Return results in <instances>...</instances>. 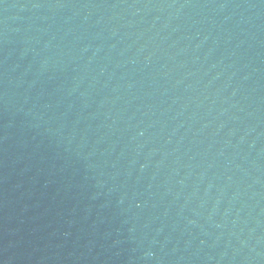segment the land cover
<instances>
[{"label":"water","instance_id":"95a60500","mask_svg":"<svg viewBox=\"0 0 264 264\" xmlns=\"http://www.w3.org/2000/svg\"><path fill=\"white\" fill-rule=\"evenodd\" d=\"M0 264H264V0H0Z\"/></svg>","mask_w":264,"mask_h":264}]
</instances>
